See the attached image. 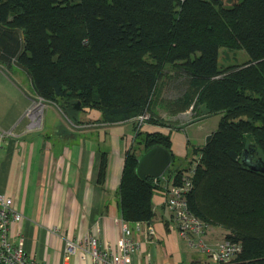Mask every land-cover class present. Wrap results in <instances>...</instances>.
<instances>
[{
    "label": "trees",
    "instance_id": "1",
    "mask_svg": "<svg viewBox=\"0 0 264 264\" xmlns=\"http://www.w3.org/2000/svg\"><path fill=\"white\" fill-rule=\"evenodd\" d=\"M221 47L248 57L220 65ZM12 65L69 117L89 108L99 121L138 124L117 188L123 220L151 222L156 187L170 177L178 184L193 169L190 211L240 243L233 264H264V173L240 159L250 148L264 160V0H0V67ZM168 67L176 73L159 83ZM161 85L172 97H161ZM156 105L168 117L196 113L191 121L220 116L204 144L187 141L179 157L169 133L139 129L136 117L145 113L144 121L180 127ZM154 145L170 152L171 163L142 179L137 158ZM105 167L102 158L100 180Z\"/></svg>",
    "mask_w": 264,
    "mask_h": 264
},
{
    "label": "crops",
    "instance_id": "2",
    "mask_svg": "<svg viewBox=\"0 0 264 264\" xmlns=\"http://www.w3.org/2000/svg\"><path fill=\"white\" fill-rule=\"evenodd\" d=\"M5 75H2L5 82L11 80L16 84ZM24 91L32 97L33 104L28 106L23 102L12 114L8 113L12 99H0V121L7 119L5 124L0 122V192L10 196L14 207L22 213V218L11 225L9 238L13 242L21 239L29 256L47 264H90L89 258L84 260L78 255H70L66 260L65 240L93 233L100 245H105L114 243L120 236L117 188L125 152L138 124L134 119L99 121V110L89 108L69 117L54 103L57 107L54 121H48L43 112L46 104L32 95V91ZM154 110L158 116L169 119L165 109ZM219 116L212 114L184 125L178 123L179 128L144 121L139 129L169 133L172 151L184 157L187 141L204 144L207 135L216 128ZM102 158L106 167L100 180ZM161 185L152 194L151 222L155 238L147 243L156 264H233V260L217 262L190 247L187 237L176 229ZM225 234L221 226L211 225L202 237L208 243H215L225 239ZM139 257V254L133 256Z\"/></svg>",
    "mask_w": 264,
    "mask_h": 264
},
{
    "label": "built area",
    "instance_id": "3",
    "mask_svg": "<svg viewBox=\"0 0 264 264\" xmlns=\"http://www.w3.org/2000/svg\"><path fill=\"white\" fill-rule=\"evenodd\" d=\"M147 114L136 117L138 122L144 121ZM193 169L186 172L180 183H165L163 187L165 204L171 211L178 233L187 237L193 248L207 256H212L217 262L230 261L239 251V242L223 239L208 243L202 237L211 224L194 213L188 207L187 193L192 187ZM22 218V213L14 207L10 196L0 192V264H47L29 256L24 249L22 240L13 242L9 238L11 225ZM121 234L114 243L100 245L98 237L89 233L84 237L67 238L64 244V258L78 255L90 264H156L152 259L147 243L155 238V228L152 222L136 220L127 222L120 218ZM139 254V258H133ZM204 264H213L204 262Z\"/></svg>",
    "mask_w": 264,
    "mask_h": 264
},
{
    "label": "rangeland",
    "instance_id": "4",
    "mask_svg": "<svg viewBox=\"0 0 264 264\" xmlns=\"http://www.w3.org/2000/svg\"><path fill=\"white\" fill-rule=\"evenodd\" d=\"M247 57H248V55L243 49H230V48H226V47H221L219 49V54H218V63L220 65H227L228 63L243 61ZM168 69L169 70H166V73L162 75L159 83H161V81L163 82V81L167 80L169 78V74L176 73V72H173L172 69H170V67H168ZM3 72L5 74H8L10 77H12L15 80L16 84L13 83L10 79H9L10 83L5 82L4 77L2 75H4V76H6V75ZM0 73H2V75L0 74V99H2V100L7 99V98L9 100L12 99V102L9 104V112L8 113L12 114L13 109L16 112L19 104H21L23 102H27L28 106H31L33 104L32 97L29 96V94L24 91V90H26L29 93H30V91H32L31 85H30V82L28 79V75L25 72V70L18 65H12L11 67H5V69H0ZM162 90H163V92H162ZM159 94L163 98H170L173 95L172 93H166L165 85H161V87L159 88ZM32 95L36 96L34 93H32ZM36 97H38V96H36ZM40 101L42 103L44 102V105L46 104L45 106L43 105L44 106L43 112H44V115L47 116L48 121H54L53 113L55 112L57 107H55L52 102H45L41 98H40ZM49 105H51V106H49ZM2 107H3V105H2ZM155 109H161V108H160V106L156 105ZM155 113H157V112H155ZM146 114L149 117V113H146ZM196 115H197L196 113L192 114L189 110H188V112H187V110H185V112L183 114H179V117L170 116L168 118L169 119H175L176 123L186 124L188 121H190L191 119L196 117ZM0 122H1V124H5L7 122V119L4 118ZM137 122H138V120H137ZM142 122H140V123L138 122V123L141 124ZM207 127H209L208 122H207ZM188 129L189 128H186V132L189 134V133H191V130H188ZM167 173L168 172H166L165 174L167 175ZM161 187L163 189L164 185H161ZM190 247H192V246H190ZM193 249L198 250L196 248H193Z\"/></svg>",
    "mask_w": 264,
    "mask_h": 264
},
{
    "label": "water",
    "instance_id": "5",
    "mask_svg": "<svg viewBox=\"0 0 264 264\" xmlns=\"http://www.w3.org/2000/svg\"><path fill=\"white\" fill-rule=\"evenodd\" d=\"M76 109L79 108V102L75 104ZM250 148H243L241 152V163L252 170L264 173V160L261 156H255L249 153ZM171 163L170 152L161 145H154L144 150L137 158L135 166L136 174L145 179L147 177H159Z\"/></svg>",
    "mask_w": 264,
    "mask_h": 264
},
{
    "label": "bare ground",
    "instance_id": "6",
    "mask_svg": "<svg viewBox=\"0 0 264 264\" xmlns=\"http://www.w3.org/2000/svg\"><path fill=\"white\" fill-rule=\"evenodd\" d=\"M39 112V111H38ZM37 113V112H36Z\"/></svg>",
    "mask_w": 264,
    "mask_h": 264
}]
</instances>
